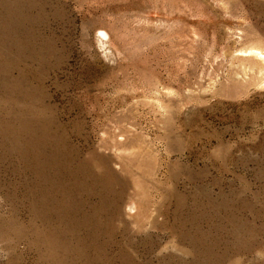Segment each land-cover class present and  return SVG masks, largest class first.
<instances>
[{
    "label": "rangeland",
    "instance_id": "rangeland-1",
    "mask_svg": "<svg viewBox=\"0 0 264 264\" xmlns=\"http://www.w3.org/2000/svg\"><path fill=\"white\" fill-rule=\"evenodd\" d=\"M0 264H264V0H0Z\"/></svg>",
    "mask_w": 264,
    "mask_h": 264
},
{
    "label": "bare ground",
    "instance_id": "bare-ground-1",
    "mask_svg": "<svg viewBox=\"0 0 264 264\" xmlns=\"http://www.w3.org/2000/svg\"><path fill=\"white\" fill-rule=\"evenodd\" d=\"M103 34V33H102ZM251 53H253V51H251ZM253 56L255 57V58H261L260 56H259V54H257V53H253Z\"/></svg>",
    "mask_w": 264,
    "mask_h": 264
}]
</instances>
